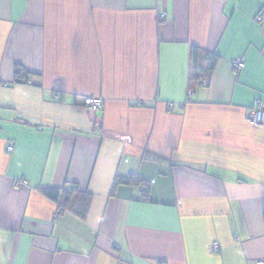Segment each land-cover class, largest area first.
<instances>
[{
    "label": "crops",
    "instance_id": "crops-1",
    "mask_svg": "<svg viewBox=\"0 0 264 264\" xmlns=\"http://www.w3.org/2000/svg\"><path fill=\"white\" fill-rule=\"evenodd\" d=\"M194 46L221 59L190 98ZM257 101L264 0H0V264L264 260ZM129 175L149 201L111 194ZM65 185L92 195L86 220L39 189Z\"/></svg>",
    "mask_w": 264,
    "mask_h": 264
},
{
    "label": "trees",
    "instance_id": "trees-1",
    "mask_svg": "<svg viewBox=\"0 0 264 264\" xmlns=\"http://www.w3.org/2000/svg\"><path fill=\"white\" fill-rule=\"evenodd\" d=\"M259 15L262 16V14H258V16ZM191 55H192L191 60H192L193 70L190 81L191 82L190 91H193L194 93L195 89L199 87H205L204 85H201L202 81L206 80L207 81L206 86L209 85V82L211 81L213 73L218 63L220 62L221 58L218 54L215 53L211 54L205 52L196 46L192 48ZM240 59L243 60V58ZM245 67L239 72H237L236 69H233V67L232 69L235 74H239L245 69ZM31 76L32 74L28 70H26L22 65L19 64L15 65L14 82L29 83ZM188 97H190V95ZM121 185L145 187L147 191L143 193V199L145 201H149L151 183L147 182L146 180H143L140 176L129 175L128 177H117L115 179L111 194L114 195L118 187H120ZM39 189L42 192V194H44L47 198L57 203L58 210L62 211L63 214L71 213L82 220L87 219L90 203L92 200L91 194L79 190V188L75 185L72 186L68 185L60 189H43V188H39Z\"/></svg>",
    "mask_w": 264,
    "mask_h": 264
},
{
    "label": "built area",
    "instance_id": "built-area-1",
    "mask_svg": "<svg viewBox=\"0 0 264 264\" xmlns=\"http://www.w3.org/2000/svg\"><path fill=\"white\" fill-rule=\"evenodd\" d=\"M161 20L165 21L166 20V14L163 13L160 15ZM262 16L259 15L256 17V20L258 22L262 21ZM233 69H236L237 72L241 71L244 67H245V63L242 59H238L236 61L233 62L232 64ZM206 85L207 81L204 80L201 82V85ZM193 95V91L190 92V97ZM58 98V97H57ZM103 103L104 100L100 99V98H84L83 99V105L92 109V110H99L103 107ZM247 122L250 123L253 126H259L264 124V111L261 108V101H257L256 105L250 109L247 113L246 116ZM12 147L9 148L10 151H12ZM62 211L58 210L57 213L54 215L55 218H58L60 216H62ZM213 249H215L217 251V249H219V245L216 243L213 247ZM258 264H264L263 260H260L258 262Z\"/></svg>",
    "mask_w": 264,
    "mask_h": 264
},
{
    "label": "rangeland",
    "instance_id": "rangeland-1",
    "mask_svg": "<svg viewBox=\"0 0 264 264\" xmlns=\"http://www.w3.org/2000/svg\"><path fill=\"white\" fill-rule=\"evenodd\" d=\"M204 86L207 87L205 84H204ZM57 96H59V95L57 94ZM100 99L104 100L103 98H100ZM103 106H104V103H103ZM93 111H94V110H93ZM95 111H96V110H95ZM65 186H68V185H65ZM65 186H64V187H65ZM71 186H72V185H71ZM64 187H62V188H64ZM73 187H74V186H73ZM68 188H69V187H68ZM216 243L219 245V249H217V251H219L220 248H221V244H220L219 242H215V243L212 245V251H214V252H215L216 250L213 249V247H214V245H215ZM259 261H260V260H259ZM259 261H258V262H259ZM263 261H264V260H263ZM258 262H257V264H258Z\"/></svg>",
    "mask_w": 264,
    "mask_h": 264
}]
</instances>
